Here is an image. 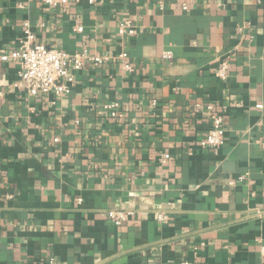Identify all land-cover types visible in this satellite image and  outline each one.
Returning <instances> with one entry per match:
<instances>
[{
    "label": "crops",
    "instance_id": "0c3cea01",
    "mask_svg": "<svg viewBox=\"0 0 264 264\" xmlns=\"http://www.w3.org/2000/svg\"><path fill=\"white\" fill-rule=\"evenodd\" d=\"M260 1L0 0V49L29 22L39 42L111 57L74 71L69 94L35 98L15 86L20 60H0V264H264ZM198 104L225 115L220 147L199 146Z\"/></svg>",
    "mask_w": 264,
    "mask_h": 264
},
{
    "label": "built area",
    "instance_id": "2783aa9c",
    "mask_svg": "<svg viewBox=\"0 0 264 264\" xmlns=\"http://www.w3.org/2000/svg\"><path fill=\"white\" fill-rule=\"evenodd\" d=\"M44 5L49 8H57L61 4H66L68 0H41ZM103 0H88L89 4L95 5ZM263 5L264 2L260 1ZM184 10L188 9L186 3L182 5ZM75 31L82 32L83 27L76 25ZM118 32L123 37L126 35L137 34V27L131 20H122L119 22ZM164 57L171 59L172 52L168 51ZM122 64V67L133 72L134 67L129 61L127 51H121L117 56ZM0 60L8 62L10 60H20L21 69L19 71V79L15 86L26 89L30 97L45 96L48 94H55L57 96L69 94L75 83L74 71L82 69L87 63H92L95 66L103 65L105 62L111 60L110 56H101L90 54L87 49L70 53L62 48L52 47L43 42H39L35 38L32 26L29 22L24 23L23 37L20 40L19 46L14 50L0 49ZM229 60L222 59L216 75L218 78L225 80L228 77ZM55 103V101L53 102ZM158 101L151 100V105L156 107ZM111 114L114 117H122L119 113V104L113 103L108 106ZM196 112H205L209 122L207 132L200 138L198 144L200 147L214 149L220 147L225 143L226 126L225 115L218 112L213 104H198ZM257 108H263V104H257ZM59 141V138H55ZM171 158V154L164 152L161 156V161L166 162ZM241 176L240 179H243ZM82 201L81 198L78 199ZM128 212L124 210L111 211L109 216L112 222L121 226L125 223ZM162 218V215H159ZM41 264H57L56 258L51 256L44 260ZM181 264H190L184 261Z\"/></svg>",
    "mask_w": 264,
    "mask_h": 264
}]
</instances>
